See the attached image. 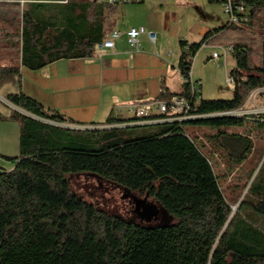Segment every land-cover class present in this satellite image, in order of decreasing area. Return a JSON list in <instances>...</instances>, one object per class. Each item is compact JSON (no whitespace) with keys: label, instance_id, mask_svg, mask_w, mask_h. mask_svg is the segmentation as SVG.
<instances>
[{"label":"trees","instance_id":"16d2710c","mask_svg":"<svg viewBox=\"0 0 264 264\" xmlns=\"http://www.w3.org/2000/svg\"><path fill=\"white\" fill-rule=\"evenodd\" d=\"M63 1L0 0L18 9L7 20L16 26L10 36L16 42L6 45L16 49L18 65L0 66V89L17 85L3 97L23 112L0 111V122L19 126L18 156L7 158L11 169L0 170V264H264V137L258 149L249 134L250 124L264 132V113L231 115L253 92L264 91V0H248L244 26L226 24L197 44L178 43L181 93L162 91L155 100L185 98L191 119L132 125L133 117L109 115L105 123L87 126L20 91L23 69L90 59L118 5ZM245 30L259 38L258 62L251 46L228 44L232 98L196 103L189 81L197 52L225 31ZM200 130L206 133L198 136ZM217 159L249 167L234 199L221 189ZM74 174L151 200L171 221L142 226L97 209L72 191L67 177Z\"/></svg>","mask_w":264,"mask_h":264},{"label":"rangeland","instance_id":"374dc122","mask_svg":"<svg viewBox=\"0 0 264 264\" xmlns=\"http://www.w3.org/2000/svg\"><path fill=\"white\" fill-rule=\"evenodd\" d=\"M140 1L117 6L107 24L109 27L112 24L111 28L119 33L127 27H141L146 31L152 29L157 34L155 47L150 43L140 45L141 55H138L135 65L128 66L125 62L107 65L108 59L99 57L100 53L96 51L88 60H62L38 71L23 69L20 91L40 102L45 109L56 111L84 125L105 123L111 110L120 111L123 119H131L125 105L132 99V90L139 94L146 93L145 98L156 99L162 86L160 77L165 78L170 92L179 93L184 83L177 70L179 41L199 43L205 29L216 30L223 27L226 17L220 4L208 3L207 0ZM17 10L15 6L0 3V66L18 65L16 49L10 51L11 49L6 48L10 42H16V39L10 37L16 26H10L9 22L15 18ZM232 42L251 46L253 62H258L260 42L257 34L246 30L223 32L213 44L202 46L192 60L191 79L200 83L196 103L200 100L232 98L233 87L227 84L226 78L234 61L230 55L226 57L225 63L223 58L219 60V64L210 59L212 53H220L219 47H226ZM132 77H135L134 80ZM16 91L17 85L10 84L0 89V109L6 114L10 111L5 106H11L3 96ZM17 111L23 114L20 110ZM260 113H264V91L253 92L242 109L231 115L251 116ZM14 124L18 126L15 121ZM249 129L255 148H261L264 132L251 124ZM249 129H240L239 132L245 134ZM204 133L206 130L196 132L198 136ZM213 168L220 177V186L225 196L230 199L238 196L239 187L245 182L249 170L248 165L228 167L217 159ZM67 180L77 196L110 215L142 226L171 221L151 200L147 201L138 194L93 175L74 174L69 175Z\"/></svg>","mask_w":264,"mask_h":264},{"label":"built area","instance_id":"2783aa9c","mask_svg":"<svg viewBox=\"0 0 264 264\" xmlns=\"http://www.w3.org/2000/svg\"><path fill=\"white\" fill-rule=\"evenodd\" d=\"M216 3L220 4L223 14L225 15L228 26L242 27L246 24L249 7L248 0H214ZM63 1V3H65ZM96 3H103L109 5L115 4H127L132 2V0H95ZM142 35H146L150 44L155 45L156 34L152 32H147L144 28H132L126 32V39L129 46L134 50L138 51V38ZM119 37L118 32H112L110 35L106 36L103 42L99 45L101 50H112L114 47V41ZM220 53H212L211 60L220 63V59L223 58L224 63L228 55L231 54V48L219 47ZM227 84L232 88L233 80L227 75ZM190 93L191 96L198 92L199 82H193L191 79ZM189 104L185 98L174 96L161 100H152L145 103H135L128 107V111L131 116L137 120L132 125H146L155 124L157 122H182L191 119L192 117L188 115ZM151 115L164 116L161 121H151L147 118Z\"/></svg>","mask_w":264,"mask_h":264},{"label":"crops","instance_id":"0c3cea01","mask_svg":"<svg viewBox=\"0 0 264 264\" xmlns=\"http://www.w3.org/2000/svg\"><path fill=\"white\" fill-rule=\"evenodd\" d=\"M92 1L95 2V0H92ZM140 2H142V0ZM119 5H121V4H118L117 6H119ZM113 15L114 14L112 13L110 15L109 19L107 20L105 37L110 35L112 32H116L115 30H113L111 28L112 24L110 25V27L107 25ZM226 22H227V19H226ZM226 22H225V25H226ZM132 28H134V27H127L123 32H121V33L118 32L119 33V37L114 41V47H113L112 50H101V49H99V45H100L99 44L96 47L94 53L97 51V52L100 53L99 57L108 59V61H106L107 65H109L110 63L115 64V63H121V62L127 63L128 66L135 65L138 55L139 56L141 55V53L139 52L140 45L141 44L142 45H146V43H150V42H149V40H148L146 35L140 36L138 38V46H139L138 47V51H134L129 46V44L127 43V39H126V32L129 29H132ZM209 31L210 30L205 29L202 32L203 37ZM147 32L155 33L152 29H149ZM215 41H212V42H210V43H208V44H206L204 46H210ZM156 42H157V34H156ZM156 42H155V45H156ZM150 45L155 47V45H152V44H150ZM94 55L95 54H93V56ZM210 59H211V57H210ZM86 60H88V59H86ZM122 74H124V73H122ZM118 77L120 78L121 74H119ZM134 78L135 77H132V80H134ZM160 78H161V85H162L161 86L160 95H161L162 91L164 92L165 96L178 95L179 93H181V91L179 93L170 92L169 88L167 87L165 78L164 77H160ZM190 79H191V74H190ZM145 88H146V86H145ZM181 90H182V88H181ZM145 95H146V93L139 94V93L135 92V90L133 89L132 90V97H131L132 99H131V101H129V103L127 105H125L126 108L128 109V107L131 104H135L137 102L145 103V102H149V101L155 100V99H152V98H145ZM164 99H166V98H164ZM5 107L7 109H9V111L12 110V109L17 111V109H15V108H12V107H9V106H5ZM0 111L5 113L4 110L0 109ZM127 114H130L128 110H127ZM109 115H112L113 117L123 118L120 115V111L114 112V110H111ZM109 115L107 116V118L109 117ZM18 131H19L18 130V126L16 124H14V121L0 122V168L2 170H9L12 167L11 163L9 161H7V158H14V157L18 156V135H19Z\"/></svg>","mask_w":264,"mask_h":264},{"label":"water","instance_id":"95a60500","mask_svg":"<svg viewBox=\"0 0 264 264\" xmlns=\"http://www.w3.org/2000/svg\"><path fill=\"white\" fill-rule=\"evenodd\" d=\"M0 170H2L1 168H0ZM152 209L154 210V208L152 207ZM155 215V214H154Z\"/></svg>","mask_w":264,"mask_h":264}]
</instances>
